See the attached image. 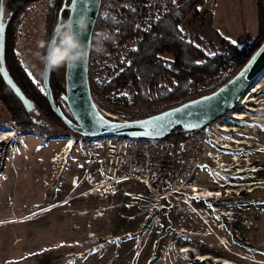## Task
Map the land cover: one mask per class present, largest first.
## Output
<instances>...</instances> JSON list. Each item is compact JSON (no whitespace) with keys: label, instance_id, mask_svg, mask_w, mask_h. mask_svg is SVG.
Segmentation results:
<instances>
[{"label":"rangeland","instance_id":"rangeland-1","mask_svg":"<svg viewBox=\"0 0 264 264\" xmlns=\"http://www.w3.org/2000/svg\"><path fill=\"white\" fill-rule=\"evenodd\" d=\"M134 2L102 0L101 12ZM176 2L152 0L150 19ZM49 5L50 0L34 5L22 23L15 49L26 71L42 90L43 78L37 75L42 64L35 53L42 51L38 45ZM181 28L191 41L200 44L211 56L221 52V38L240 48L248 46L258 33L257 0H207L206 5L185 20ZM133 47L134 42L114 54L105 50L101 55L93 53L90 58L89 76L94 100L108 117H117L122 122L145 119L170 109L165 105H142L136 101L131 86L123 92L130 108L114 105L111 98L101 94L103 84L115 77L113 70ZM56 73L65 87L66 67L59 68ZM229 76L225 70L205 87L195 89L193 100L216 92ZM259 84L264 87V74ZM241 104L230 115L219 118L185 140L181 159L176 160L170 152L166 172L168 182L164 186L154 182L150 186L142 182L118 184L105 199L107 197L99 194L86 197L87 186L84 184L78 189L71 186L73 175L86 173L83 167L91 153L89 145L83 144L85 137L73 132L48 135L39 126L36 132L9 127L11 116L0 103V133L30 134L23 145L18 144L19 140H13L11 145L7 141L0 143V264H198L196 253L222 259L223 263L209 260L212 264H227L228 261L232 264H263L264 122L248 118L264 119V113H259L264 108L255 107L245 112ZM263 104L261 101L259 106ZM63 107L69 113L65 104ZM235 113L242 114L240 118L246 115V121L236 123L232 118ZM56 127L53 126L54 133L61 132L60 126ZM221 127L231 130L236 141L246 142L240 156L246 158L247 154L251 160L243 163L241 159L239 163L242 162L241 168L249 163L256 164L257 169L251 172L257 176V185L245 183L251 179L247 176L232 178L221 172L216 174L220 177L228 175L227 179L235 181V186L226 185L229 183L226 177L222 178L224 182L215 180L213 172L223 168L216 166L208 153L211 149L216 150L211 141L218 142L224 136L219 132ZM230 127L238 130L234 132L235 129ZM73 137L77 143L62 160L66 142ZM56 156L59 158L56 161L58 170L54 174L57 177L53 178L55 168L50 161ZM231 156L228 154L223 159L229 166ZM45 175L48 178L43 180ZM195 185L218 191L222 196L200 199L189 189ZM226 189L231 194L224 193ZM244 189L246 192L239 193ZM234 205L238 207L234 208ZM204 222H209V227ZM110 239L115 240L111 242ZM183 246L191 247L195 252L183 254ZM76 253L79 256H75Z\"/></svg>","mask_w":264,"mask_h":264},{"label":"trees","instance_id":"trees-1","mask_svg":"<svg viewBox=\"0 0 264 264\" xmlns=\"http://www.w3.org/2000/svg\"><path fill=\"white\" fill-rule=\"evenodd\" d=\"M42 1L45 0H0V7L3 4L6 18H10L6 35V65L16 84L35 103L36 109L42 114H50L58 121L45 90L34 83L15 51L24 19L34 5ZM71 1L50 0L44 20L43 41L52 36L62 10L63 21L68 19L67 7ZM151 1L135 0L120 9L101 12L96 24L95 32L107 30L115 37V43L105 44V50L109 54L135 43V47L129 49L113 70L115 77L103 84L101 94L111 98L109 100L114 105L130 108L127 97L123 95L128 86L134 89L135 99L142 105H165L173 108L184 104L194 99L195 89L205 87L209 81L219 78L225 70L230 76L220 83L219 88L226 85L264 43V0H257L258 33L253 42L240 48L221 38V52L213 56L207 54L200 44L191 41L181 28L182 23L190 16H195L206 5L207 0H177L176 3H170L159 16L150 19ZM51 87L57 106L64 109L62 96L65 94V87L56 71L51 74ZM0 103L11 116L9 127L16 126L31 132L38 130V125L34 122L35 115L26 111L1 76ZM40 130L48 135L72 134L71 131L54 133L55 131ZM198 131L188 132L179 128L165 138L176 160L183 155V142ZM198 264L212 263L207 261Z\"/></svg>","mask_w":264,"mask_h":264},{"label":"water","instance_id":"water-1","mask_svg":"<svg viewBox=\"0 0 264 264\" xmlns=\"http://www.w3.org/2000/svg\"><path fill=\"white\" fill-rule=\"evenodd\" d=\"M67 8L69 17L74 20L82 15L88 17V32H77V35L82 41L89 40L95 33L102 8V0H75V3L72 0ZM62 13L63 10L60 12L58 24L63 23ZM9 22L10 18H6L4 6L1 4L0 76L5 85L21 101L26 111L35 115L34 122L36 123V117L40 115V111L36 109L35 103L28 99L16 84L6 65V35ZM90 58L85 65L79 67L69 65L66 67L65 94L62 96V100L65 102L71 118L66 116L56 104L51 87L52 72L43 78V87L54 114L73 133L88 139L112 137L165 140L179 128H183L188 132L201 130L233 111L240 103L246 90L252 87L264 74L263 43L239 73L216 92L145 119L122 122L108 118L97 106L90 84Z\"/></svg>","mask_w":264,"mask_h":264},{"label":"built area","instance_id":"built-area-1","mask_svg":"<svg viewBox=\"0 0 264 264\" xmlns=\"http://www.w3.org/2000/svg\"><path fill=\"white\" fill-rule=\"evenodd\" d=\"M236 114V113H235ZM233 115V114H232ZM113 119L117 120V117ZM11 140L18 141L23 145L29 138L28 133L16 132ZM11 138V137H9ZM77 141V140H76ZM69 143V142H68ZM66 143V145L68 144ZM83 144L88 146L91 153L87 159L85 172L82 175H73L71 180L72 188L78 189L81 184L87 186L86 197L104 196L107 197L111 189L118 184L142 182L150 186L151 183L164 186L168 182L166 177L167 166L170 162V147L166 140L161 139H130V138H85ZM187 148V147H186ZM59 158H51L54 173L57 176L56 168ZM48 170V169H47ZM47 175L43 177L45 180ZM52 178V177H51Z\"/></svg>","mask_w":264,"mask_h":264},{"label":"clouds","instance_id":"clouds-1","mask_svg":"<svg viewBox=\"0 0 264 264\" xmlns=\"http://www.w3.org/2000/svg\"><path fill=\"white\" fill-rule=\"evenodd\" d=\"M88 29V17L83 15L75 20L69 17L58 24L49 40L39 42L38 47L42 51L36 52L35 56L42 68L37 70V75L44 78L61 67L85 65L93 53L101 55L105 52L106 43H115V37L107 30L97 31L89 40L82 41L77 32L86 33Z\"/></svg>","mask_w":264,"mask_h":264},{"label":"bare ground","instance_id":"bare-ground-1","mask_svg":"<svg viewBox=\"0 0 264 264\" xmlns=\"http://www.w3.org/2000/svg\"><path fill=\"white\" fill-rule=\"evenodd\" d=\"M260 80V79H259ZM258 80V81H259ZM258 81H257V84H258ZM260 85V84H259ZM246 95H247V91L244 93V95L242 96V98H241V100H240V103H242V100L243 99H245L246 98ZM263 101V100H262ZM239 103V104H240ZM262 104V103H261ZM252 109V108H251ZM260 110V109H259ZM105 113V112H104ZM106 115V114H105ZM107 116V115H106ZM108 117V116H107ZM244 118H246L247 116L245 115V116H243ZM108 118H110V117H108ZM112 118V117H111ZM114 118V117H113ZM238 118V117H237ZM238 119H243V118H238ZM251 119H253V120H256V121H258V122H264V119L263 118H260V117H255V116H253ZM252 120V121H253ZM224 130H225V132L224 133H229V130H228V128L227 127H224ZM15 132L14 131H7V132H3V133H0V143H2V142H4V141H7V140H9V139H11V138H14L15 137ZM9 137H11V138H9ZM229 138L230 139H228L227 138V142H223L224 144H227V145H229V146H227V148H231V149H233V150H239V148H245V144H246V142H242V141H240V142H238V141H236L235 139H233L232 137H230L229 136ZM69 142V143H68ZM68 142H66V143H68L67 145H66V147H64L65 149L62 151V153H61V159L62 160H64V159H66L65 158V156L64 155H67V154H70L71 152H72V150H73V148H74V146L76 145V143H77V141L75 140V138L73 137V138H70L69 140H68ZM235 143H237L238 145H235ZM245 145V146H244ZM237 146V147H236ZM232 152H228V154H231ZM231 155H233V156H235L233 153L231 154ZM209 157H210V159L211 158H214V155H213V153L212 154H209ZM242 158H240L238 155H236V158H235V160L237 161V162H240V160H241ZM211 161H212V159H211ZM215 162V161H214ZM243 163H244V161H243ZM215 165H217V162H215L214 163ZM224 164H226V166L227 167H230L227 163H225L224 162ZM242 164V162L240 163V165ZM251 163H249V165H250ZM253 164V163H252ZM249 165L248 166H244L243 167V169H246V168H249ZM219 166V165H218ZM255 166V165H254ZM220 167V166H219ZM222 167H225V165H222ZM229 170H232V169H230V168H228ZM223 170V169H222ZM239 171H241V169L239 170ZM221 173H223V172H221ZM227 174V173H226ZM219 176V175H218ZM220 177V176H219ZM6 180H9V179H6ZM72 183V182H71ZM72 186V185H71ZM192 188H194V191H196L197 192V194L199 195V196H201V197H203V198H205V197H210V196H216L218 193V191H212V190H210V189H207V188H202V187H200V186H198V185H195V186H190V190L192 191ZM219 195H220V193H219ZM196 210V209H195ZM195 210H194V212H195ZM106 211V210H105ZM103 212V211H102ZM88 213H82V215H87ZM100 217L101 216H103V214H100L99 215ZM18 221V220H17ZM115 239H110V241L112 242V241H114ZM192 252H195V250H193L191 247H188V246H183V248L181 249V253H192ZM198 258H197V260L198 261H202V262H206V261H209V260H213L215 263H223L222 262V259H220V258H216V257H213L212 255H209V254H205V255H202V254H200V253H196L195 254ZM75 256H79V254H75ZM225 261H228V260H225ZM230 262V263H229ZM224 263H226V262H224ZM227 264H232L231 263V261H228V263ZM264 264V263H263Z\"/></svg>","mask_w":264,"mask_h":264},{"label":"flooded vegetation","instance_id":"flooded-vegetation-1","mask_svg":"<svg viewBox=\"0 0 264 264\" xmlns=\"http://www.w3.org/2000/svg\"><path fill=\"white\" fill-rule=\"evenodd\" d=\"M64 114L71 118L70 114L67 113L64 109H62ZM60 122V123H59ZM36 123L39 126L40 129L47 130V131H56V126L59 125L61 132H69L71 131L68 127H66L59 119L58 121L53 117L50 116V114H42L40 113L39 116L36 117ZM62 124V125H61ZM53 126L55 128H53ZM72 132V131H71ZM82 137V136H81ZM245 146V145H244ZM241 149L236 150V152H239ZM232 154V153H231ZM234 155H238L241 158V153H233Z\"/></svg>","mask_w":264,"mask_h":264},{"label":"snow or ice","instance_id":"snow-or-ice-1","mask_svg":"<svg viewBox=\"0 0 264 264\" xmlns=\"http://www.w3.org/2000/svg\"><path fill=\"white\" fill-rule=\"evenodd\" d=\"M73 3H75V0H73Z\"/></svg>","mask_w":264,"mask_h":264}]
</instances>
